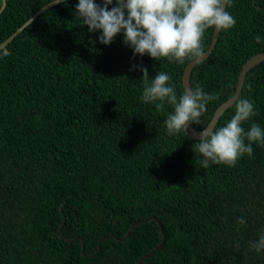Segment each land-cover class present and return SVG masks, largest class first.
Returning <instances> with one entry per match:
<instances>
[{
    "label": "trees",
    "instance_id": "trees-1",
    "mask_svg": "<svg viewBox=\"0 0 264 264\" xmlns=\"http://www.w3.org/2000/svg\"><path fill=\"white\" fill-rule=\"evenodd\" d=\"M48 2L6 0L0 42ZM77 4L46 8L0 49V264H137L162 239L157 222L135 224L124 240L113 236L150 216L166 240L143 264H264V250L249 247L264 234V143L253 142L252 155L234 167L202 168L198 138L167 133L173 106L158 110L140 99L141 67L148 84L169 75L179 100L192 59L134 56L123 32L101 44V32L75 15ZM225 10L235 25L219 31L190 73L192 90L218 94L191 124L198 130L234 93L244 62L264 52V0H230ZM213 31L205 30L203 51ZM237 99L254 104L245 132L253 123L264 131V60L247 71Z\"/></svg>",
    "mask_w": 264,
    "mask_h": 264
},
{
    "label": "clouds",
    "instance_id": "clouds-1",
    "mask_svg": "<svg viewBox=\"0 0 264 264\" xmlns=\"http://www.w3.org/2000/svg\"><path fill=\"white\" fill-rule=\"evenodd\" d=\"M60 2L50 0L51 4ZM112 4L113 0H101L100 4L94 0H78L75 15L89 32H101L98 37L101 44H110L123 32L122 43L133 49L134 56L147 54L157 61L166 58L169 62L183 64L191 58L200 62L204 59L201 40L205 30L226 31L236 23L225 10L230 0H115V6L109 10ZM260 39L256 37L257 42ZM2 54L7 56L9 52L4 49ZM140 71L145 82L140 99L155 104L158 110L164 108L165 102L174 108L164 121L168 135L186 131L192 123H199L207 103L218 99V94H205L197 87L186 89L178 100L174 87L168 84L169 75L159 72L148 84L147 68L141 67ZM234 106L235 114L225 126L200 131L195 151L202 157V168L210 164L234 167L242 155H252L253 142L264 143V131L257 124L253 123L247 132L241 126L255 115L253 102L237 99ZM237 223L244 225L246 220L240 217ZM249 247L257 253L264 250V234Z\"/></svg>",
    "mask_w": 264,
    "mask_h": 264
},
{
    "label": "water",
    "instance_id": "water-1",
    "mask_svg": "<svg viewBox=\"0 0 264 264\" xmlns=\"http://www.w3.org/2000/svg\"><path fill=\"white\" fill-rule=\"evenodd\" d=\"M61 1H63V0H61ZM52 5H54V4H51L50 2H48L44 6L40 7L28 20L25 21V23H23L20 27H18L9 37H7L5 40L0 42V49L3 48L9 41H11L14 38V36L19 31H21L28 23H30V21H32V19H34V17H36L40 12H42L43 10H45L46 8H48V7L52 6ZM5 6H6V0H2L1 6H0V13L5 8ZM218 34H219V31H217L214 28L211 42H210L208 48L204 51V58H206L211 53V51L213 50V48L215 46V43L217 41V38H218ZM261 60H264V52L256 53V54L252 55L249 59H247L244 62V64L242 65V68L240 70V73L238 75V79H237V83H236V86H235L234 93L226 101H224L223 103H221L217 107V109L213 113L211 119L209 120V122L207 123V125L204 128H214L215 127V124L217 123V121H218L219 117L221 116V114L236 101V99L238 98L239 94L241 93L243 82H244V78H245V75H246L247 71L252 66H254L258 62H260ZM196 63H198V62H196V61H194L192 59L184 68V71H183V74H182V84H183L184 91L186 89H188V88H191L190 80H189L190 79V73H191V70H192V68L194 67V65ZM201 130L195 129L192 125H190V126H188L186 128L185 132L189 136H192L194 138H199V133H200ZM148 219H153V220H155L157 222V224L159 226V229L161 231V234H162V239H161L160 243L153 250H151L150 252L142 255L138 259L137 264H143V260L145 258H147L150 255H152L157 249L161 248L164 245L165 240H166V238H165L166 236H165V233H164V230H163V227H162L161 220L158 217H156V216H150V217H146V218H143V219H139V220L134 221L130 225L128 231L126 232V234L123 237H119V236H116V235L113 236L117 240H124L125 238L128 237V235L130 234L131 228L135 224H137L139 222L146 221ZM108 237L109 236L101 237L99 239L98 245H99V243L102 240H105Z\"/></svg>",
    "mask_w": 264,
    "mask_h": 264
}]
</instances>
